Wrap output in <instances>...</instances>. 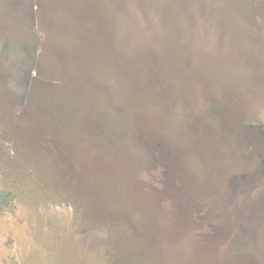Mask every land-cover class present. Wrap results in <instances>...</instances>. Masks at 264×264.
I'll return each mask as SVG.
<instances>
[{
    "label": "rangeland",
    "instance_id": "1",
    "mask_svg": "<svg viewBox=\"0 0 264 264\" xmlns=\"http://www.w3.org/2000/svg\"><path fill=\"white\" fill-rule=\"evenodd\" d=\"M52 2L0 0V20L8 24L2 31L0 22V35L8 36L0 38V83L9 75L0 84V264H264V152L247 153L249 169L257 170L249 174L244 194L234 177L243 162L234 153L217 157V172L206 154L174 158L177 168L192 170L195 187L186 193L182 181L170 184L173 175H165L161 164L155 170L150 149L122 139L123 119L130 115L122 110H129L135 88L116 59L117 51L134 59L153 47L166 61L167 74H180L177 85L168 80L165 87L169 112L149 105L151 115L168 116L166 129L181 148L193 147L184 130L198 129L195 116L209 84L241 92L218 94L230 104L223 116H214L210 130L220 122L229 134L242 135L246 121L264 125V0L76 2L79 12L111 19L107 29L116 44L109 66L96 59L92 75L99 85L85 90L69 78L88 67L86 49L58 28V18L72 20L73 5L65 0L69 10L54 11ZM66 30L71 36L72 28ZM66 51L72 63L64 71L56 58ZM178 53L189 55L191 63L178 61ZM187 67L192 78L182 77ZM37 72L42 85L53 89L42 88L46 94L34 103L28 94ZM196 75L206 81L196 82ZM23 83L29 86L26 96ZM103 87L115 111L101 130L87 121L85 110L89 92L100 95ZM101 100L97 96L92 106L97 115ZM146 161L155 178L139 166ZM184 212L187 217L180 216ZM214 223L224 227L222 237L211 233Z\"/></svg>",
    "mask_w": 264,
    "mask_h": 264
},
{
    "label": "trees",
    "instance_id": "2",
    "mask_svg": "<svg viewBox=\"0 0 264 264\" xmlns=\"http://www.w3.org/2000/svg\"><path fill=\"white\" fill-rule=\"evenodd\" d=\"M81 0H68L69 4L73 5L71 7V12H68L71 14L72 20H69L65 17H62L61 19L58 18L59 24L58 28L60 25V30L59 34L61 33V36L63 37V34L65 38H70L74 39L78 45H81V48L86 49V54L83 51V54L86 56V62L88 67L85 69L80 70L81 72L75 73L74 76L70 77L69 80L72 82L73 85H77L76 88L80 90L82 89L81 86H83L84 90L86 87H90L92 85H99L101 80L94 79V74L95 72L93 69H95L94 65L96 64V59L97 61L102 59L105 61L106 65L109 66L110 61L112 58H114V55H116V44L114 40V36L112 33L108 31L109 23L111 22V19L109 17L107 18H102L104 14H100L97 16L89 15L86 14L85 11H81L79 9V4H76V2H80ZM103 1V0H102ZM105 1V0H104ZM68 2H62L60 0L55 1L54 5V11L58 9H63V11L67 10L68 7L67 5ZM105 4V2H104ZM95 8L97 9L96 5ZM69 10V9H68ZM98 13L99 11L96 10ZM82 13L84 14L83 16ZM97 13V14H98ZM90 16V17H86ZM60 17V16H59ZM66 20H65V19ZM72 28V35L67 32L66 29ZM104 37L103 40L101 37ZM102 40V41H101ZM63 44H64V39H63ZM75 42V43H76ZM37 48V47H36ZM78 49V47H77ZM75 53L79 55V51L74 49ZM56 61L60 63L59 65L62 67V69L65 71L68 64L72 63V57L70 54V51L67 52L66 54L64 52H59L57 53ZM81 54V53H80ZM64 55V56H63ZM180 57L179 59L177 58L178 61L182 62H190L191 59L189 58V55L183 56V54L178 53V56ZM119 59L121 64H122V69L125 74L127 72H130L132 75V81L134 82V88H135V97L133 101L131 102L129 110L127 109L126 111L122 110L124 115H126V112H130V115L128 116L129 118L123 119L122 123V139H125L127 137L129 139L128 145H139V147H143L144 149H150V153L152 154L151 158V163H154L153 167H155L156 170V165L161 164L163 173L165 175L171 173L173 176L171 178L170 184H175L176 179L179 181H182L184 184L183 188L185 192H192L194 191L195 185L193 184V173L192 170H188L186 168H177V165L174 158H180L183 156L189 158L187 153L190 152H195L197 155L199 153L201 154H206L208 157V162L207 164L209 167L213 168V163L214 169L213 171H219V166L216 168V166L220 163L218 160V156L221 154H224V158L221 160L225 159L226 156H228L230 153H238V154H243L244 157H247V153L250 154H255V149L252 144H250V133L252 132V129L249 127H246V125L242 123L244 130L242 131L243 134H238L237 132H234L235 134H229L228 130L223 129L222 123L218 122L216 126H218L217 129L215 130H210L212 128L213 121L216 115H222L224 114V110H227L229 107V102L228 100L222 101L220 100L221 97H219L218 94H224L232 96V97H237V94H240L236 89L233 88H228V90H224L221 92V89L219 86H215L213 84H209L204 87H209L211 88V91H208V95L206 97L205 104L203 105V108L198 111L196 114L195 118H198V122H194V124L199 125L198 129L194 128V130H184L185 136H190L191 141V146L192 149H190V145L185 148H181L179 144L175 141V139H172L171 135L169 134L168 130L166 129V123L167 117H165L164 114L159 113L158 111H155L154 114H150V111L153 110L150 103H156L164 107V112L168 111L165 109L166 103L168 101V98L170 96L169 92L166 91L165 87L167 86L168 80L170 81H175L173 82L174 85H177L176 82L177 79L175 78H180V74L175 73L174 75L169 76L167 74V69L164 67V63L166 62L161 54L159 53L158 50L155 48H147L146 51H141L138 52L136 55V58L132 59H127L125 58L123 53H119L117 51V58ZM27 60V59H26ZM25 60L23 61V64H25ZM191 63V62H190ZM188 70H186V73L182 77L186 78H192L193 75L190 73L191 69L187 67ZM195 81L200 82L201 79L203 81H206L205 79L207 78L206 76L202 75H196L195 76ZM42 76L38 72L37 73V78L35 80H32V84L30 86V91L28 94V101H33L38 100L39 96L43 97V92L47 88L53 89L51 86L48 84L42 85ZM163 81H165L164 86H163ZM103 82V80H102ZM205 85V84H204ZM104 86V85H103ZM212 86V87H210ZM203 87V88H204ZM42 88H45L43 90ZM104 88V92H102L100 95H96V92L94 91L93 95L90 94L87 95L88 99V104L87 108L88 110L86 111V116L85 118L88 117L89 121L91 119V122L93 124L98 123V128L102 130V126L105 125L106 123V117L108 118V114L114 113L115 111V101L112 95L108 93V91ZM50 91V89H47ZM186 91V90H184ZM189 91V90H187ZM52 92V91H51ZM55 92V91H54ZM45 93V92H44ZM184 93V92H183ZM46 94V93H45ZM185 96H190V93H184ZM56 96V95H55ZM100 97L102 102L105 104H102L99 110V114L94 112V109H92L94 106V101L96 97ZM201 96V95H200ZM31 97V99H30ZM171 97V96H170ZM179 97V96H178ZM232 101L231 106L232 108H236V101L234 99L230 98ZM176 101L175 99H172ZM220 101V102H219ZM34 102V103H35ZM187 103H190V101H185ZM37 106L41 107L42 104L37 103ZM91 108H89V106ZM104 105V107H103ZM150 106V107H149ZM108 113L106 112V110ZM220 109V110H219ZM237 109V108H236ZM222 110V111H221ZM132 112V113H131ZM169 112V111H168ZM123 115V116H124ZM151 115V116H150ZM98 116V117H97ZM121 117V116H120ZM126 118V116H124ZM127 120L129 122H127ZM91 122L88 124L92 125ZM232 129V128H230ZM236 135V136H235ZM194 144V145H193ZM224 146V149H223ZM226 146V147H225ZM190 147V148H189ZM242 150V151H241ZM226 153H224V152ZM252 154V155H253ZM237 159V158H236ZM219 162V163H218ZM148 161L142 162L139 164V166L145 168L146 173L149 174L150 177L155 178V173L153 170H149L148 167ZM177 168L175 169L174 168ZM175 169V170H173ZM183 170V171H182ZM205 171V170H204ZM204 171L198 174H204ZM206 172V171H205ZM168 182V180H167ZM178 191V190H177ZM177 193V192H176ZM182 212V211H181ZM181 217H187V214L184 212L180 213ZM200 218L203 216H199Z\"/></svg>",
    "mask_w": 264,
    "mask_h": 264
},
{
    "label": "flooded vegetation",
    "instance_id": "3",
    "mask_svg": "<svg viewBox=\"0 0 264 264\" xmlns=\"http://www.w3.org/2000/svg\"><path fill=\"white\" fill-rule=\"evenodd\" d=\"M50 1V0H49ZM57 1V0H55ZM60 1H65V0H60ZM43 2L40 3V8H41V12H45L44 10L47 8V7H44L45 5L42 4ZM52 4H56L55 2H52ZM54 5L52 6V9H54ZM71 5V4H70ZM54 14V13H53ZM7 19L5 20L4 18L2 20H0V22L2 23V31H7V28H8V24L6 23ZM0 31H1V26H0ZM32 33L35 32V30L33 31H30ZM35 37H37L36 34H34ZM0 38H8L7 36V33L4 35H0ZM38 48V47H37ZM8 67V66H7ZM38 73V72H37ZM8 78H9V75L7 74L6 77H5V81L7 80L8 81ZM37 78V75L33 77V80H35ZM4 80L2 79L1 83L2 85H4ZM245 125L246 127H249L252 129V132L249 134L250 135V144L253 145L254 149L256 151H258V154L261 156L262 153L264 152V125L262 126L261 125H258L257 123H253L252 121L249 122V121H246L245 122ZM253 154V153H252ZM234 156L239 160V161H242L243 162V166L241 168L242 171L240 172H237L234 174V177L236 179V187L237 189L241 188L240 190V194H244L246 193V189H244V187H247L245 184H246V181L249 180V178H251V176L249 175L252 171V175L254 174V171L256 170L253 168L252 170L249 169V165L251 164V161L247 163V157H244V155L242 154H238V153H235ZM252 166V165H250ZM244 171L246 173H244ZM247 174V175H246ZM255 177V176H254ZM257 180V179H255ZM255 184L257 183H254V185H252L251 187H254ZM251 185V184H250ZM185 191V190H184ZM218 192V190H216ZM217 224V225H216ZM210 230H211V233L214 235V236H218V237H222L223 236V231L224 230V227H222L220 224L218 225V223H214V224H211L210 226ZM226 230V229H225ZM219 239V238H218Z\"/></svg>",
    "mask_w": 264,
    "mask_h": 264
},
{
    "label": "water",
    "instance_id": "4",
    "mask_svg": "<svg viewBox=\"0 0 264 264\" xmlns=\"http://www.w3.org/2000/svg\"><path fill=\"white\" fill-rule=\"evenodd\" d=\"M12 53V51H11ZM27 78V77H26ZM25 80V78H24ZM30 80V77L28 78V81ZM21 89H22V96H26L29 90V86L25 83H23L22 85H20Z\"/></svg>",
    "mask_w": 264,
    "mask_h": 264
}]
</instances>
